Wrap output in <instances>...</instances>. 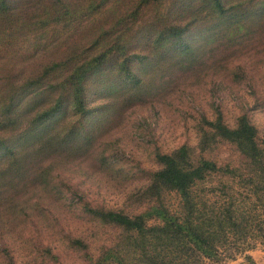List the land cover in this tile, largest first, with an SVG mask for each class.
I'll return each instance as SVG.
<instances>
[{
	"label": "rangeland",
	"instance_id": "1",
	"mask_svg": "<svg viewBox=\"0 0 264 264\" xmlns=\"http://www.w3.org/2000/svg\"><path fill=\"white\" fill-rule=\"evenodd\" d=\"M199 3L0 0L6 103L32 91L22 81L48 67L96 60L86 114L67 99L38 129L39 112L54 105V94L38 98L27 113H9L13 107L3 109L0 100V113L11 119L0 120V129L12 131L9 148L0 149V170L23 152L21 161L30 163L24 178L0 183V264H87L90 255L100 256L117 231L88 208L142 211L137 197L160 168L156 154L197 148L205 120L221 114L235 127L246 116L264 140V0H206L202 13ZM52 135L65 149L51 157L40 146ZM206 156L233 167L241 158L226 143ZM215 187L222 189L220 204L232 201L252 216L250 230L232 238L218 264H264V192L219 175L198 191L208 196ZM165 197L180 213L179 197ZM78 238L84 251L72 245Z\"/></svg>",
	"mask_w": 264,
	"mask_h": 264
},
{
	"label": "trees",
	"instance_id": "2",
	"mask_svg": "<svg viewBox=\"0 0 264 264\" xmlns=\"http://www.w3.org/2000/svg\"><path fill=\"white\" fill-rule=\"evenodd\" d=\"M205 1L201 0L196 6L198 13L203 12ZM95 61L90 59L64 70L60 64L48 67L29 82L22 81L33 86L26 96L24 94L17 102L9 103L5 98L0 99L5 104L2 108L13 107V112L9 113H27L29 109L32 112L38 98L54 94V105L49 104L51 107L47 108L45 103L39 112L43 113L36 121L38 129L43 121L50 120L62 110L67 99L73 98L72 105L86 114L87 80L96 72ZM37 88L39 97L34 95ZM4 113H0V120L11 121L6 118L8 113ZM204 125L206 128L197 148L183 145L172 153L156 154L160 168L153 173L150 184L136 196L142 198V201L138 199L142 211L125 213L88 208L91 216L116 229L117 235L110 245L102 247L100 256L90 255L87 264H218L224 261L223 252L231 246L232 238L246 234L252 227V216L241 206L236 208L232 201L220 204L216 199L217 192L222 191L220 187L212 188L207 196L198 191L199 185L219 175L232 181L239 179L256 195L264 192V140L260 139L258 129L246 116L240 117L235 127L228 126L221 114L213 121L205 120ZM0 134L3 135H0V149L9 148L12 131L3 127ZM46 139L49 140H44L40 146L45 149L43 154L52 157L65 149L58 137L52 135ZM222 143L236 147L241 157L238 166L220 165L206 156ZM24 154L1 168V186H8L14 179L21 180L28 174L30 163H24L28 159L21 161ZM221 184L224 188L228 186ZM171 193L180 199V213L172 210L166 200L165 195ZM72 245L77 251L87 249L80 238L73 240ZM246 248L249 247L242 250Z\"/></svg>",
	"mask_w": 264,
	"mask_h": 264
}]
</instances>
